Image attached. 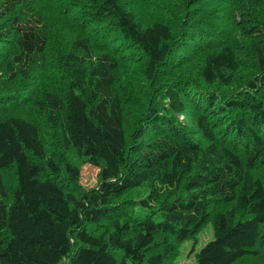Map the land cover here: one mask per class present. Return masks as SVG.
<instances>
[{"label": "trees", "instance_id": "trees-1", "mask_svg": "<svg viewBox=\"0 0 264 264\" xmlns=\"http://www.w3.org/2000/svg\"><path fill=\"white\" fill-rule=\"evenodd\" d=\"M186 242L264 264V0H0V264Z\"/></svg>", "mask_w": 264, "mask_h": 264}, {"label": "rangeland", "instance_id": "rangeland-1", "mask_svg": "<svg viewBox=\"0 0 264 264\" xmlns=\"http://www.w3.org/2000/svg\"><path fill=\"white\" fill-rule=\"evenodd\" d=\"M81 185L85 189H94L98 185L99 168L90 164L82 166ZM211 239L209 230L202 236L200 246ZM264 255V252H263ZM179 264H193L194 254L192 253V243L186 242L180 247ZM246 264H249L248 262Z\"/></svg>", "mask_w": 264, "mask_h": 264}, {"label": "bare ground", "instance_id": "bare-ground-1", "mask_svg": "<svg viewBox=\"0 0 264 264\" xmlns=\"http://www.w3.org/2000/svg\"><path fill=\"white\" fill-rule=\"evenodd\" d=\"M95 6V5H94ZM98 8V7H97ZM97 8H96V10H97ZM99 9V8H98ZM107 18V17H106ZM105 21V20H104ZM106 22H108V20L106 21ZM103 23V22H102ZM170 247V246H169ZM168 248V247H167ZM169 250V249H168ZM164 253H165V251H164Z\"/></svg>", "mask_w": 264, "mask_h": 264}]
</instances>
